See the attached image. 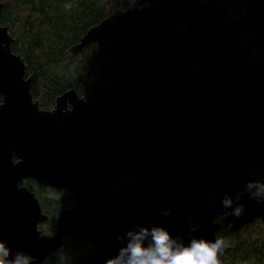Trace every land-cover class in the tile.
I'll return each mask as SVG.
<instances>
[{
    "label": "water",
    "instance_id": "obj_1",
    "mask_svg": "<svg viewBox=\"0 0 264 264\" xmlns=\"http://www.w3.org/2000/svg\"><path fill=\"white\" fill-rule=\"evenodd\" d=\"M152 2L157 9H148ZM261 2L264 0H250L246 11L259 13L264 8L259 5ZM222 6L219 0H135L118 16L107 17L92 26L73 44L69 50L76 54L116 32L121 42L110 46L109 54L123 63L134 53H145L150 32L157 39L178 46L167 79L144 91L122 88L119 106L86 99L70 88L56 97L54 108H42L31 91L32 76L27 74L24 58L13 51L15 38L9 27L0 22V239L14 249L22 246L33 257L29 264H42L63 246L65 239L84 237L95 242V246L83 264H104L105 259L117 254L127 243L129 231L136 232L145 226L167 227L184 243L193 238L214 240L219 222L206 218L193 228L191 218L220 214L232 217L231 209L243 205L244 195L250 191L247 187L229 208L225 209L221 201L215 213L200 214L189 205L193 193L180 194L164 181L161 169L164 162H179L183 158L196 159L204 166L202 159L209 160V149L264 142L250 133L237 136L225 131L228 122L237 115L190 129L179 137L175 129L169 134L181 122L187 96L190 97L187 105L193 103L194 92L187 91L185 85L186 81L193 83L187 74L189 64L194 60L207 63L202 55H221L217 32ZM1 8L2 2L0 12ZM246 19L249 17L239 20L234 31L238 35L245 28ZM181 23L186 25L183 33L177 29ZM198 76L194 88L210 79L202 69ZM144 121L149 122L146 134ZM155 130H167L166 139L153 142L141 155H132L130 148L143 142L146 136L153 137ZM146 162L148 167L140 175L145 191L139 208L132 210L123 191H113L104 185L102 174ZM27 178L56 189L75 190V206L61 210L52 235L42 233L39 228L48 222L49 215L43 211L36 194L21 184ZM252 202L240 217L234 216L232 230L264 215V202ZM231 249L228 245L219 256L221 264H226Z\"/></svg>",
    "mask_w": 264,
    "mask_h": 264
},
{
    "label": "trees",
    "instance_id": "obj_2",
    "mask_svg": "<svg viewBox=\"0 0 264 264\" xmlns=\"http://www.w3.org/2000/svg\"><path fill=\"white\" fill-rule=\"evenodd\" d=\"M134 1L0 0V22L9 27L15 38L13 51L24 58L27 74L32 76L31 91L42 108H54L56 97L70 88H75L86 99L117 104L122 88H151L166 78L175 60L177 46L157 39L152 32L148 34L145 53H134L124 63L113 60L109 54L110 46L121 42L116 32L100 42L88 45L78 54L73 55L69 51L70 46L79 42L92 26L107 17L118 16ZM232 7L237 5L232 3ZM148 9H157V5L149 3ZM177 29L183 32L186 25L177 24ZM146 146L131 147V151H140V147ZM255 152L225 153L219 157L220 165L208 169L198 167L195 162L182 160L167 164L164 173L166 180L173 181L175 186L196 193L190 202L191 206L197 211L207 210L215 198L230 197L228 194L235 192L238 184L264 183V171L259 169L264 164L263 158ZM131 175L119 181L118 174H109L105 176V181L110 186L120 185L130 195L135 192L127 184L131 181ZM21 184L36 194L42 209L50 216L48 222L40 225V229L52 234L56 215L68 203V197L62 193L51 195L48 189L52 187L40 184L33 178H27ZM204 193L198 198L197 195ZM137 196L131 200L135 201ZM190 224L197 226L199 220L194 217ZM250 226L231 235L224 224L216 233V237L225 238L232 246L226 264H264V238H253ZM85 243L88 244L87 240L68 242L49 255L42 264H66V258L70 259L69 264H78L84 258L78 253L84 250Z\"/></svg>",
    "mask_w": 264,
    "mask_h": 264
},
{
    "label": "flooded vegetation",
    "instance_id": "obj_3",
    "mask_svg": "<svg viewBox=\"0 0 264 264\" xmlns=\"http://www.w3.org/2000/svg\"><path fill=\"white\" fill-rule=\"evenodd\" d=\"M205 1L207 0H204V2ZM219 1L223 5L221 9L222 16L218 19L220 32H217L219 37V50L221 52V55L215 57L210 55H202V60L207 61V63H201L197 60H194L189 64L187 68V74L191 75L193 83L191 84L189 81H186L185 85L187 86V91L194 92L193 96L191 97L193 99V103L191 106L187 105L190 99V97L187 96V102L184 105L183 112L181 115V122L176 123L174 125V128L169 130V134H173L175 129L176 136L179 137L190 129L196 130L199 126L205 125L206 123L218 122L223 119H227L230 116L237 115L233 120L228 122L229 128L225 131L228 130L237 136H242L243 133H250L255 137H261L264 140V8H262L260 12L257 13L255 11H246V5L250 0L239 1L237 3V7H232V3H234L233 0ZM259 5H264V3L261 2ZM246 16L249 17V19H246L248 22L245 24V28L243 29L241 35H238V32L234 31L238 27L239 20L244 19ZM177 51L178 46L176 53ZM174 62L164 80H166L169 74L171 73ZM201 69L204 71L205 77L210 79L207 82H203L200 87L194 88L193 85L199 82L198 71ZM183 86L184 83L182 82L181 87ZM151 88L141 90L144 91ZM213 94L214 96L212 97ZM208 100H210V103L206 104V101ZM119 105L120 95L119 102L117 104H112V106ZM127 109H130V105L127 106ZM244 112H247L246 116H242V113ZM148 126L149 122L144 121L143 128L145 134L147 133ZM165 132H167V130H155L156 134L153 137L149 138L146 136L144 137L145 139L143 142L136 145L141 147L143 145H147L146 147H140V151L136 152H132L130 148V152L132 153V155H141V153L151 147L153 142L165 140ZM251 151H264V142L252 143L247 146L223 148L218 150L209 149L207 154L209 160L207 158L202 159L203 163L205 164L204 166L200 165L196 159L189 160L187 158H183L182 160L195 162L198 167L208 169L220 165L221 162L219 161V157L224 155L225 153L249 154ZM255 154H259V152H255ZM210 162H214V164H211ZM172 163L178 162H164L161 167L162 172L164 173V168L167 164ZM147 167V162L137 163L132 164L128 168L119 172L102 174L104 185L108 186L109 189L113 191H123L128 203L132 205V210H136L139 208V200L145 191V188H143L140 181V175ZM130 173L133 175H131V181L129 180L127 184L130 188L132 187L135 191L133 194L130 195H127L124 191V188H122L120 185L110 186L105 181V176L109 174H118L120 178L119 181H122L123 179L127 178L126 175ZM164 181L172 187L177 188L180 194L193 193V196L188 199L189 205L190 202L196 197L195 192L184 190L183 188H181L182 186H175L173 184V181L166 180V176ZM247 184L248 183H242L238 184V186L236 185V191L232 194H228L233 202L239 200V198L243 194L242 190L244 187H246ZM250 191H255V184L253 189H251ZM48 192L51 195L56 196H58V193H62L63 196H66L69 199L68 203L65 204L56 215V223L54 226V231L52 233L54 234L61 210L67 207L75 206V190L74 188H50L48 189ZM136 194L138 195L136 197V200L132 201L131 198L134 197ZM204 195L205 193L199 194L197 196L198 198H201ZM244 196L245 199L243 203V212H246L248 205H252V201L254 199H250L249 195L247 194H245ZM223 199L224 198L220 197L215 198L214 203L209 205L211 208L207 210L197 211L193 206H190L200 214L208 215L215 213L219 209V202L223 201ZM194 217L199 220V224L197 226H192L190 224L193 228L199 227L204 221V219L210 218L211 221L220 223V227L216 230V233L224 226V224H226V229L231 235L234 234L235 231H238L243 227H249L251 225L250 228H252V230H250V232L252 233V237L255 239L264 238V215L253 217L250 221L246 222L244 225L235 230L231 229V226L235 221L234 216L228 217L225 214H220L218 217L206 216L203 218L193 216L191 220ZM42 233L45 232L42 231ZM86 240L88 244L85 243L83 253L79 255H83L84 258L81 259L82 261L78 264H83V262L87 259V257L95 246V242H91L87 237L75 238L72 240L65 239L64 241L63 246L68 242ZM62 247H60L59 249H61Z\"/></svg>",
    "mask_w": 264,
    "mask_h": 264
},
{
    "label": "clouds",
    "instance_id": "obj_4",
    "mask_svg": "<svg viewBox=\"0 0 264 264\" xmlns=\"http://www.w3.org/2000/svg\"><path fill=\"white\" fill-rule=\"evenodd\" d=\"M249 198L264 202V183L249 182L246 187ZM225 209L233 203L230 197L222 201ZM244 211L242 204L231 209V214L240 217ZM127 243L117 254L104 260V264H221L219 259L228 241L223 237L214 240L193 238L188 243L178 241L167 227L154 225L150 229L145 226L139 231H129ZM33 259L22 246L15 249L6 241L0 239V264H29Z\"/></svg>",
    "mask_w": 264,
    "mask_h": 264
},
{
    "label": "rangeland",
    "instance_id": "obj_5",
    "mask_svg": "<svg viewBox=\"0 0 264 264\" xmlns=\"http://www.w3.org/2000/svg\"><path fill=\"white\" fill-rule=\"evenodd\" d=\"M240 0H233V2L237 5V3L239 2ZM72 46V45H71ZM70 46V47H71ZM70 49V48H69ZM70 51V50H69ZM76 54H78V53H76ZM73 55H75V54H73ZM256 152H259V156L261 157V158H263L262 159V162H264V151H256ZM263 168H264V164H263V166H261L259 169H260V171H263ZM254 169L256 170L257 168H255L254 167ZM81 253H83V251H79V253H78V255H80ZM66 260V264H69V262H70V259L69 258H66L65 259Z\"/></svg>",
    "mask_w": 264,
    "mask_h": 264
},
{
    "label": "bare ground",
    "instance_id": "obj_6",
    "mask_svg": "<svg viewBox=\"0 0 264 264\" xmlns=\"http://www.w3.org/2000/svg\"><path fill=\"white\" fill-rule=\"evenodd\" d=\"M237 179V178H236ZM264 179V178H263ZM243 181V180H242Z\"/></svg>",
    "mask_w": 264,
    "mask_h": 264
}]
</instances>
